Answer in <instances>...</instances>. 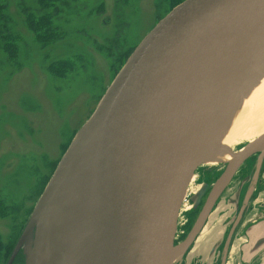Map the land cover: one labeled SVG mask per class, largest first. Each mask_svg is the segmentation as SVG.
I'll return each instance as SVG.
<instances>
[{"label":"water","instance_id":"1","mask_svg":"<svg viewBox=\"0 0 264 264\" xmlns=\"http://www.w3.org/2000/svg\"><path fill=\"white\" fill-rule=\"evenodd\" d=\"M263 61L264 0L175 6L134 49L74 136L6 264L33 232L36 261L49 225L72 200L58 264L71 261L86 239L91 264H172L202 230L221 185L253 155V181L258 177L264 134L225 164L191 233L175 244L182 201L218 135L226 97L243 69Z\"/></svg>","mask_w":264,"mask_h":264},{"label":"rangeland","instance_id":"2","mask_svg":"<svg viewBox=\"0 0 264 264\" xmlns=\"http://www.w3.org/2000/svg\"><path fill=\"white\" fill-rule=\"evenodd\" d=\"M182 1L0 0L7 19L6 37L0 39L1 264L10 258L74 136L128 57ZM243 164L242 176L214 200L208 230L212 234L216 226L218 232L212 242L201 250H187L179 264H264V244L259 243L264 238V166L251 187L254 158ZM223 167L197 169L175 244L193 227L198 205ZM252 199L247 221L227 242L225 235L238 210ZM34 234L14 264H35Z\"/></svg>","mask_w":264,"mask_h":264},{"label":"bare ground","instance_id":"3","mask_svg":"<svg viewBox=\"0 0 264 264\" xmlns=\"http://www.w3.org/2000/svg\"><path fill=\"white\" fill-rule=\"evenodd\" d=\"M14 87V85H13ZM78 103V100L77 102ZM75 107V106H74ZM264 134V61L251 69H243L239 74L238 83L235 85L234 92L226 97V107L220 119V129L218 135L211 146L205 153L204 160L199 169L203 167L213 168L221 164H227L241 154L245 148L241 147L233 151V147L242 142L247 144L252 143L256 138ZM246 144V145H247ZM253 155L252 157H254ZM234 171L220 187L230 185L236 177ZM197 173H194L185 197L182 201L180 213L185 207L184 201L188 191H192L196 181ZM250 189V185L248 186ZM196 193L201 191V187L195 188ZM75 205V200H72L63 212L56 217L48 227L46 232L44 245L41 247V253L37 257L35 264H48L50 258H53L52 264H58L56 255L62 244L66 234V228L69 224L71 214ZM178 216V220L180 217ZM213 213V212H212ZM212 213L209 215L202 231L193 242L192 251L198 248L201 250L208 242H212L215 234L218 232L217 227L210 234L208 230V222L211 220ZM217 223V222H216ZM178 226V223H177ZM213 229V228H211ZM184 242V241H183ZM182 250V249H181ZM187 250L180 251L174 258L172 264H177L181 261L183 254ZM191 251V253H192ZM92 248L89 239L84 240L76 249L71 261L63 262L62 264H91Z\"/></svg>","mask_w":264,"mask_h":264},{"label":"flooded vegetation","instance_id":"4","mask_svg":"<svg viewBox=\"0 0 264 264\" xmlns=\"http://www.w3.org/2000/svg\"><path fill=\"white\" fill-rule=\"evenodd\" d=\"M241 148V147H240ZM251 158H254V166H253V170H252V176H254V173H255V164H256V158H257V156H254V157H251ZM242 166V167H241ZM239 168H238V171H237V175H236V177H234V179H233V181L232 182H234L236 179H238V175L241 177L242 176V172L244 171V164H242ZM263 166H264V159L262 160V164H261V168H260V171H259V173H258V178H259V175L261 176L263 173H262V169H263ZM225 168L223 167V170H224ZM222 170V171H223ZM221 171V172H222ZM251 180V179H250ZM216 181V180H215ZM215 181H213L212 182V184H211V186H210V190L208 191V193L207 194H205V196L202 198V200L200 201V205H198V211H197V214H196V217L197 218H195V221H194V223H193V227H194V225L196 224V221H197V219H198V216H199V214H200V212H201V210H202V208H203V206H204V204H205V202H206V199H207V197H208V195H209V193H210V191H211V187H212V185L214 184V182ZM252 181H253V177H252ZM252 181L250 182V183H252ZM253 196V195H252ZM255 199V198H254ZM254 199H252L251 201H250V203H248V205L247 206H244V209L243 208H240L241 210H238V212H237V214H236V217H235V219L233 220V222L231 223V225H230V227H229V229H228V231H227V233H226V235H225V240L227 241V235H228V232H229V230H230V228H231V226H232V224L235 222V220L238 218V222H237V225H236V227H235V229H234V231H233V234H232V236H231V239L229 240V242H232L233 240H234V238H235V236L238 234V232H239V230H240V228L242 227V226H244V222H246L247 220L244 218L245 217V215H246V213L248 212V210H249V208H250V206H251V203L253 202V200ZM246 201V200H245ZM200 210V211H199ZM212 211L213 210H211L210 211V213L208 214V216H207V218H206V220H205V222H204V224H203V227H204V225H205V223H206V221H207V219H208V217H209V215L212 213ZM195 212V211H194ZM198 212H199V214H198ZM193 227H189V231H187V232H183V234H182V236L180 237V240L176 243V244H179V243H181V242H183L188 236H189V234L191 233V231H192V229H193ZM203 229V228H202ZM202 231V230H201ZM200 231V232H201ZM200 234V233H199ZM198 234V235H199ZM198 235L196 236V238L198 237ZM196 238H195V240H196ZM195 240L193 241V242H195ZM175 241H176V239H175ZM228 242V241H227ZM193 244L194 243H192V245L187 249L188 251H189V249L191 250L192 249V247H193ZM220 250H221V248H220ZM228 250V249H227ZM222 251V250H221ZM187 252V251H186ZM185 255V254H184ZM184 255L182 256V259H183V257H184ZM16 262V258L14 259V261H13V263L12 264H14ZM182 262H183V260H182ZM222 263H223V261H222ZM221 263V264H222ZM177 264H179V262L177 263ZM180 264H182V263H180ZM218 264H220V263H218Z\"/></svg>","mask_w":264,"mask_h":264},{"label":"trees","instance_id":"5","mask_svg":"<svg viewBox=\"0 0 264 264\" xmlns=\"http://www.w3.org/2000/svg\"><path fill=\"white\" fill-rule=\"evenodd\" d=\"M5 22H7V19H6V16L4 15V13H3V7L0 6V39L6 37L7 30H6V27L4 25ZM7 246H9V245H7ZM3 259H4V256L3 257H0V264L3 262Z\"/></svg>","mask_w":264,"mask_h":264},{"label":"crops","instance_id":"6","mask_svg":"<svg viewBox=\"0 0 264 264\" xmlns=\"http://www.w3.org/2000/svg\"><path fill=\"white\" fill-rule=\"evenodd\" d=\"M253 184H254V182L251 183V187H253ZM251 191H252V190H251ZM255 234H256V233H255ZM263 234H264V232H263ZM256 235H257V234H256ZM259 243H260L261 245H263V244H264V238H263V239L261 240V242H259ZM259 243H258V244H259ZM258 244H257V245H258Z\"/></svg>","mask_w":264,"mask_h":264}]
</instances>
